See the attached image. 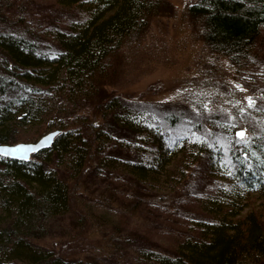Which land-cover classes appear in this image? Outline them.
Masks as SVG:
<instances>
[{
  "label": "trees",
  "instance_id": "1",
  "mask_svg": "<svg viewBox=\"0 0 264 264\" xmlns=\"http://www.w3.org/2000/svg\"><path fill=\"white\" fill-rule=\"evenodd\" d=\"M13 3L0 0V144L59 134L29 160L0 154V264H99L38 243L59 232L71 211L79 215L71 236L104 234L107 225L120 232L126 211L168 228L160 244L148 239L157 244L148 248L129 250L130 242L111 236L107 246L121 258L115 264H264V131L226 152L172 135L174 113L159 122L154 112L103 92L110 59L145 33L162 0H56V18H66L35 19L53 23L47 29L28 19L40 8L36 0ZM188 14L210 51L234 66L262 43L264 0H196ZM40 35L51 43L41 44ZM27 128L40 134L20 141ZM210 129L213 136L225 126L213 121ZM90 176L109 194L96 206L107 209L100 214L91 205L71 206L66 177L87 186Z\"/></svg>",
  "mask_w": 264,
  "mask_h": 264
},
{
  "label": "rangeland",
  "instance_id": "2",
  "mask_svg": "<svg viewBox=\"0 0 264 264\" xmlns=\"http://www.w3.org/2000/svg\"><path fill=\"white\" fill-rule=\"evenodd\" d=\"M55 1L36 0L35 4L40 8L32 12L28 19L32 21L44 18V15H53L48 17L58 22L64 20L66 17L63 14L56 18L55 11L59 6L56 9ZM195 1L162 0L159 13L150 18L145 33L132 41L128 39L110 59V73L102 89L108 96H120L130 105L149 113L154 112L159 122L164 115L174 113L179 121L170 129L172 135L206 140L213 144L211 148L216 145L228 152L236 149L239 144H246L252 135L264 131V28L262 43L253 49L244 65L234 66L227 57L210 51L205 45L202 39L203 27L188 14V7ZM18 3L19 0H14L13 4ZM74 11L62 9L60 13L72 15ZM45 20L40 24L41 20L32 23L35 28L47 29L53 23ZM39 37L43 40L41 44L51 43L47 37ZM90 107L82 109L88 117H91V111L88 110ZM213 121H218L225 129L212 136L210 123ZM165 127L170 128L168 124ZM27 129V132L19 134L20 141H27L40 134L36 133L37 128ZM241 130L246 134L243 140L237 135ZM87 179L89 182L85 186L84 178L79 184L66 177L72 197L71 206L73 209L80 207L84 210L86 205H91L98 214L103 213L107 209L96 206L101 199L109 197L104 192L106 186L101 178L90 176ZM258 199L254 196L250 203L258 207L261 203ZM119 202L113 203L114 207H121ZM127 213H121L125 215V225L120 232L114 233L113 227L107 225L103 227L104 234L87 229L77 236L76 233L71 236L68 229L74 228L73 223L79 217L71 211L60 222L59 232L40 239L38 243L70 257H87L99 261V264H115L121 258L115 254L113 246H107L111 236L120 235L122 240L130 242L129 250H132L134 246L155 247L168 233V228L165 231L166 226L157 227L155 222L148 223L142 215ZM146 227L149 237L139 239L135 234ZM169 234L171 239L178 236L172 232Z\"/></svg>",
  "mask_w": 264,
  "mask_h": 264
},
{
  "label": "water",
  "instance_id": "3",
  "mask_svg": "<svg viewBox=\"0 0 264 264\" xmlns=\"http://www.w3.org/2000/svg\"><path fill=\"white\" fill-rule=\"evenodd\" d=\"M243 131V130H241ZM241 131H238L241 132ZM59 134L58 130L51 131L44 136H42L39 140L35 142H29V143H17V144H0V154L10 157V158H15V159H20V160H29L32 154L39 152L42 149L49 148L54 140L55 137ZM21 148H28L32 149L35 148V151H28V152H20L16 151L13 152V149H21Z\"/></svg>",
  "mask_w": 264,
  "mask_h": 264
},
{
  "label": "snow or ice",
  "instance_id": "4",
  "mask_svg": "<svg viewBox=\"0 0 264 264\" xmlns=\"http://www.w3.org/2000/svg\"><path fill=\"white\" fill-rule=\"evenodd\" d=\"M251 101H250V105H251ZM237 135L243 140L245 138V132L244 131H241L239 133H237ZM36 149L35 148H32V149H28V148H21V149H13L12 151L13 152H16V151H20V152H28V151H35Z\"/></svg>",
  "mask_w": 264,
  "mask_h": 264
}]
</instances>
